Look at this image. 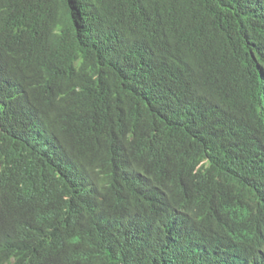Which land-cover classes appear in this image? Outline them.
Masks as SVG:
<instances>
[{
  "label": "trees",
  "instance_id": "obj_1",
  "mask_svg": "<svg viewBox=\"0 0 264 264\" xmlns=\"http://www.w3.org/2000/svg\"><path fill=\"white\" fill-rule=\"evenodd\" d=\"M0 264H264V0H0Z\"/></svg>",
  "mask_w": 264,
  "mask_h": 264
}]
</instances>
